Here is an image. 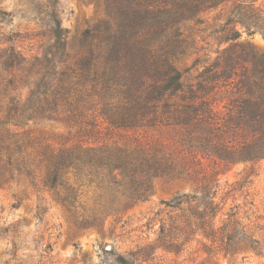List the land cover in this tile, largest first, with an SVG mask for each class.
<instances>
[{"label":"trees","instance_id":"1","mask_svg":"<svg viewBox=\"0 0 264 264\" xmlns=\"http://www.w3.org/2000/svg\"><path fill=\"white\" fill-rule=\"evenodd\" d=\"M256 1L104 0L108 19L83 34L88 51L75 69L65 67L67 28L57 0L32 3L47 18L41 54L26 56L8 44L10 36L0 37L1 93L8 97L0 101V187L25 177L72 203L74 188L65 176L85 173L107 178L135 202L151 193L155 179L181 177L196 185L202 207L191 221L173 227L179 230L178 245L200 233L209 246L218 243L228 262L254 250L257 241L239 224L214 228L216 205L206 198L219 171L205 162L264 158V53L238 40L240 29L264 31ZM219 7L209 24L217 55L195 83H184L175 64L185 41L181 26L201 22L202 12ZM8 16L0 9V23ZM8 90L26 92L6 96ZM221 90L228 95L220 109ZM95 97L103 123L86 111ZM155 125L177 128V138L139 131ZM181 200L174 198L171 206Z\"/></svg>","mask_w":264,"mask_h":264},{"label":"rangeland","instance_id":"2","mask_svg":"<svg viewBox=\"0 0 264 264\" xmlns=\"http://www.w3.org/2000/svg\"><path fill=\"white\" fill-rule=\"evenodd\" d=\"M42 1L0 0V9L10 14L0 23V37L10 36L8 44L26 56L41 54L47 41V18L33 10V4L41 6ZM256 4L264 18V0ZM223 6L225 11L230 3ZM56 10L61 25L67 28L65 67L75 69L88 51L83 34L108 19L104 0H57ZM219 10L202 12L201 22L193 20L181 26L185 41L175 64L184 83H195V76L217 55L218 41L209 36V24ZM240 30L239 41L264 53V31ZM4 75L0 71L1 102L8 99L1 93ZM206 87L205 97L209 98V83ZM8 91L6 96L26 92ZM227 95L224 90L217 93L219 100L223 98L218 101L220 109ZM94 99L86 111L103 123L95 107L98 98ZM139 131L169 141L178 136L177 128L167 125ZM208 162L205 164L219 171L206 198L216 205L214 228L229 222L239 224L257 241L254 250L238 252L228 262L229 256L222 257L218 243L209 246L211 242L200 233L178 245L179 230L173 227L191 221L192 213L202 207L196 185L184 178H157L145 199L132 202L107 178L100 181L85 173L68 172L66 181L75 195L72 203L62 202L54 190L38 180L32 184L25 177L0 187V264H264V158L234 164ZM177 197L182 202L171 206L176 205Z\"/></svg>","mask_w":264,"mask_h":264}]
</instances>
